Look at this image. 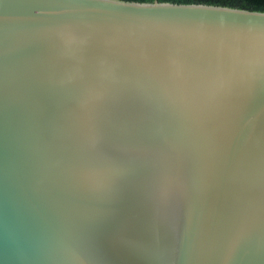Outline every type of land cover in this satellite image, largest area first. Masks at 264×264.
<instances>
[{
	"label": "water",
	"instance_id": "obj_1",
	"mask_svg": "<svg viewBox=\"0 0 264 264\" xmlns=\"http://www.w3.org/2000/svg\"><path fill=\"white\" fill-rule=\"evenodd\" d=\"M135 2L0 0V264H264V11Z\"/></svg>",
	"mask_w": 264,
	"mask_h": 264
},
{
	"label": "snow or ice",
	"instance_id": "obj_2",
	"mask_svg": "<svg viewBox=\"0 0 264 264\" xmlns=\"http://www.w3.org/2000/svg\"><path fill=\"white\" fill-rule=\"evenodd\" d=\"M183 5L185 7L191 8H205V7H217V5L207 3L205 0H136L135 3L127 5V7H134L139 9H168L174 6ZM223 7V6H220ZM264 14V13H262ZM230 21L225 17L221 23L227 24ZM261 78L264 79V71L261 72ZM149 140L159 139L158 135L151 129L146 132ZM100 188L107 187L106 185H100ZM241 235L237 234L234 237L233 244L228 252V259L230 260L235 248L239 245L241 240Z\"/></svg>",
	"mask_w": 264,
	"mask_h": 264
},
{
	"label": "trees",
	"instance_id": "obj_3",
	"mask_svg": "<svg viewBox=\"0 0 264 264\" xmlns=\"http://www.w3.org/2000/svg\"><path fill=\"white\" fill-rule=\"evenodd\" d=\"M205 2L264 11V0H205Z\"/></svg>",
	"mask_w": 264,
	"mask_h": 264
}]
</instances>
